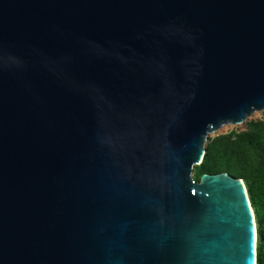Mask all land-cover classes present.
Returning <instances> with one entry per match:
<instances>
[{
	"label": "water",
	"instance_id": "1",
	"mask_svg": "<svg viewBox=\"0 0 264 264\" xmlns=\"http://www.w3.org/2000/svg\"><path fill=\"white\" fill-rule=\"evenodd\" d=\"M264 111V0H0V264H256L242 180L194 168Z\"/></svg>",
	"mask_w": 264,
	"mask_h": 264
},
{
	"label": "trees",
	"instance_id": "2",
	"mask_svg": "<svg viewBox=\"0 0 264 264\" xmlns=\"http://www.w3.org/2000/svg\"><path fill=\"white\" fill-rule=\"evenodd\" d=\"M226 173L243 181L257 233L256 264H264V120L250 121L240 132L209 138L194 177Z\"/></svg>",
	"mask_w": 264,
	"mask_h": 264
},
{
	"label": "rangeland",
	"instance_id": "3",
	"mask_svg": "<svg viewBox=\"0 0 264 264\" xmlns=\"http://www.w3.org/2000/svg\"><path fill=\"white\" fill-rule=\"evenodd\" d=\"M258 120H264V111H259V112L253 113L251 115V117L247 121H245L242 125H228V126H225L220 131H218L217 133H214V134L210 135L209 138H213V137L218 136V135H225V134H228V133H230L232 131L240 132V131H242V130H244L246 128V123H248L250 121H258ZM194 179H195V177H194ZM255 228H256V226H255ZM256 244H257V233H256Z\"/></svg>",
	"mask_w": 264,
	"mask_h": 264
}]
</instances>
